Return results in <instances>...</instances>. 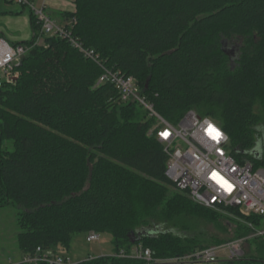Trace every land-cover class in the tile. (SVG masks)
<instances>
[{
    "label": "trees",
    "instance_id": "16d2710c",
    "mask_svg": "<svg viewBox=\"0 0 264 264\" xmlns=\"http://www.w3.org/2000/svg\"><path fill=\"white\" fill-rule=\"evenodd\" d=\"M73 3V11L58 13L59 24L106 65L132 76L164 119L176 124L188 110L210 117L227 133L236 159L264 166V144L257 147V126H264V0ZM21 8L32 36L10 42L27 51L14 66L16 79L0 86V208H21V253L68 250L74 234L108 233L112 254L75 264H163L118 253L141 245L170 258L245 238L242 257L219 264H264V236L251 237L246 223L257 226L258 218L205 208L174 188L155 117L121 101L113 84H96L99 64L66 39L43 35L34 13ZM204 221L221 232L234 226L233 236L208 234Z\"/></svg>",
    "mask_w": 264,
    "mask_h": 264
},
{
    "label": "built area",
    "instance_id": "2783aa9c",
    "mask_svg": "<svg viewBox=\"0 0 264 264\" xmlns=\"http://www.w3.org/2000/svg\"><path fill=\"white\" fill-rule=\"evenodd\" d=\"M26 6L36 16L43 35L58 36L66 39L73 47L82 52L83 56L101 67L96 84H113L120 95L121 101H134L148 111L149 116L156 119L155 135L163 143L169 159L165 174L174 188L184 191L197 204L234 216L230 209L242 216H254L260 224L246 221L253 228L252 236H264V166H255L249 160H238L228 148L229 137L220 123L207 116H199L194 110H188L176 124H172L157 113L153 104L142 94L132 76H126L118 69L106 65L99 54L83 46L76 40L64 24H59L46 11L45 4L36 6L32 0H15ZM27 51L25 45H12L0 37V86L5 78L13 76L14 66ZM219 132V137L213 140L208 135L209 127ZM167 131V137L161 133ZM224 177L231 185V191H226L215 180L212 173ZM98 233H88L87 241L98 240ZM245 238L228 240L224 243L195 249L194 251L170 258H158L148 248L136 245L129 253L121 250L119 256H127L147 263H188L219 264L221 261H231L242 257V244ZM92 258V257H91ZM75 264L78 261L67 253L57 250H43L37 247L34 252L22 254L19 259L8 264Z\"/></svg>",
    "mask_w": 264,
    "mask_h": 264
},
{
    "label": "rangeland",
    "instance_id": "374dc122",
    "mask_svg": "<svg viewBox=\"0 0 264 264\" xmlns=\"http://www.w3.org/2000/svg\"><path fill=\"white\" fill-rule=\"evenodd\" d=\"M14 1L15 0H0V11L5 8V3H8L11 8L20 9L21 5ZM34 3L36 4V6H40L44 2H41V0H37V2ZM49 14L53 17V19L56 18L54 13L49 12ZM27 15V10H25L23 16H19L16 18L1 16L0 14V30L4 29L9 31V33H7L8 40H14V38H30V28L27 20ZM37 41L39 42L40 39H38ZM230 47V44H228V50L231 49ZM13 77H16V73L13 74ZM257 132L262 135V137L259 136V141L257 142L258 149H261L262 145L264 144V126L262 124H259L257 126ZM4 148L11 149L12 144L7 141L4 144ZM20 210L21 208L12 205L0 208V264H8L10 259L16 260L15 257H20L22 255L21 251L17 247V234L19 232L17 217ZM231 213L235 217L238 216L240 219H242V215L240 213H234L232 211ZM201 225L208 234H213L214 236L217 235L219 238L227 240L233 236L234 226L232 225L228 226V230L226 232L219 231L212 223H207L206 221H204ZM86 236L87 234L85 233L74 234L71 240L70 248L68 250L58 249L57 251L62 254H69L75 261H80L91 257L93 258L95 256L112 254L113 245L111 243V236L108 233H100L98 240L91 241H87ZM218 244L213 243L211 244V246Z\"/></svg>",
    "mask_w": 264,
    "mask_h": 264
},
{
    "label": "crops",
    "instance_id": "0c3cea01",
    "mask_svg": "<svg viewBox=\"0 0 264 264\" xmlns=\"http://www.w3.org/2000/svg\"><path fill=\"white\" fill-rule=\"evenodd\" d=\"M32 1L33 2H37V0H32ZM14 2H16V1H14ZM41 2H44L43 4H45V10H46V12L48 14H49V12L55 14V16H56L55 20L58 23H63L61 21L60 16H58V13L60 11H73L74 10L73 0H41ZM47 2H48V4H47ZM5 4H6V6H4L5 8L0 11L1 16H6V17L8 16V17H15L16 18V17H19V16H23L24 15L25 10H21L22 8H20V9H16L15 8L14 9V8H11L8 3H5ZM17 12H19V13H17ZM27 20H28V23H29L30 38H31V36H32V30H31V27H30L29 15H27ZM0 33H1V35H2L3 38H5L6 40H8L7 39V33H9V31L4 30V29H1L0 30ZM23 40H28V39H17V38H14V40H10L9 42H11V41L12 42H18V41H23ZM20 257H15V259H19Z\"/></svg>",
    "mask_w": 264,
    "mask_h": 264
},
{
    "label": "snow or ice",
    "instance_id": "6c2138e0",
    "mask_svg": "<svg viewBox=\"0 0 264 264\" xmlns=\"http://www.w3.org/2000/svg\"><path fill=\"white\" fill-rule=\"evenodd\" d=\"M162 136L167 137L169 133L167 131L161 133ZM208 135L213 139L216 140L219 137V132L214 127H209L208 129ZM212 179L216 181L217 184H219L222 188H224L226 191H231L232 185L224 179V177L220 176L218 173L213 172L212 173Z\"/></svg>",
    "mask_w": 264,
    "mask_h": 264
},
{
    "label": "water",
    "instance_id": "95a60500",
    "mask_svg": "<svg viewBox=\"0 0 264 264\" xmlns=\"http://www.w3.org/2000/svg\"><path fill=\"white\" fill-rule=\"evenodd\" d=\"M13 79H16V77H13ZM147 82H148V81H147ZM147 82H146V84H145V87H146V86H147V84H148Z\"/></svg>",
    "mask_w": 264,
    "mask_h": 264
}]
</instances>
